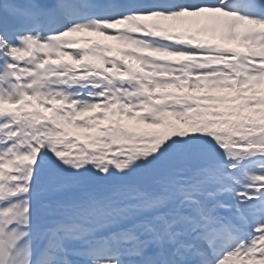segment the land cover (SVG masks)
Instances as JSON below:
<instances>
[{
    "label": "snow or ice",
    "instance_id": "obj_1",
    "mask_svg": "<svg viewBox=\"0 0 264 264\" xmlns=\"http://www.w3.org/2000/svg\"><path fill=\"white\" fill-rule=\"evenodd\" d=\"M0 264H264V0H0Z\"/></svg>",
    "mask_w": 264,
    "mask_h": 264
}]
</instances>
